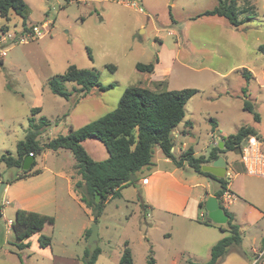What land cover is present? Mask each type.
<instances>
[{
	"label": "rangeland",
	"instance_id": "1",
	"mask_svg": "<svg viewBox=\"0 0 264 264\" xmlns=\"http://www.w3.org/2000/svg\"><path fill=\"white\" fill-rule=\"evenodd\" d=\"M24 1L28 14L26 23L39 25L49 21L51 34L36 42L5 44L0 48L6 52L0 65V102L6 103L4 110L12 117V120L0 122V156L6 151L16 154L15 143L25 139L33 108H41L40 117L44 116L52 123L39 139L45 142L49 138L68 135L71 128L79 129L114 111L129 87L155 92L186 88L199 90L200 93L188 102L185 120L176 132L186 129L185 123L191 122V133L179 140L187 142L200 154L212 149L213 122L221 124V131L215 139L219 148L223 144L222 136L235 134L244 126L254 128L264 140V81L248 82L238 72L227 74L243 61L257 69L264 68V53L253 48L254 44L264 45V0H258L259 17L247 23L253 28L240 36L226 34L228 22L224 18H197L216 8L219 0ZM238 6L244 10L241 9L245 6L243 1ZM24 22L14 13L9 20L0 19V37L1 27L4 26V32L8 29L9 33L16 34ZM156 58L161 65L152 80L161 82L148 83L146 80L150 75L138 71L136 65L153 63ZM71 65L94 70L102 85L112 84L114 87L109 91L93 90L82 98L73 92L77 88L74 83H65V88L73 92L72 97L66 100L54 96L48 85L49 79L64 74ZM207 67L220 73L215 75ZM244 88L246 95L242 92ZM246 98L255 106L260 122L243 110ZM2 141L7 149L2 147ZM67 153L75 162L73 155ZM47 155L46 159L43 155L36 158L39 167H44L45 163L49 165L50 158L47 157L51 154ZM64 160L65 164L69 163L68 158ZM229 160H234V168L242 167L240 158L234 153L229 154ZM0 173L14 180L20 170L0 169ZM74 173L75 183L80 177ZM234 176L235 172H231L227 180L232 183ZM260 179L264 183V179ZM124 190V197L106 203L98 222L93 221L89 226L92 228L97 224L99 228L98 247L102 254L96 264H119L128 238H138L140 225L144 224V218L148 219L138 194L133 192L134 187L129 184ZM8 220L6 216L0 221V247H3L0 264H52L47 253L33 249L20 252L12 247L10 244L14 238ZM64 234L62 227L57 226L47 228L44 235L52 239L54 254L70 258L80 256L81 264H85L83 257L89 249L88 241L67 239V242ZM9 250L14 254L7 255ZM149 256L143 251L137 253L136 264H148ZM183 264H189L188 259Z\"/></svg>",
	"mask_w": 264,
	"mask_h": 264
},
{
	"label": "crops",
	"instance_id": "2",
	"mask_svg": "<svg viewBox=\"0 0 264 264\" xmlns=\"http://www.w3.org/2000/svg\"><path fill=\"white\" fill-rule=\"evenodd\" d=\"M241 1L245 5L244 7L241 6V9H253L257 13V18L259 17L258 0H240L239 3ZM247 23L239 28H234L228 23V25H225L227 26L225 32L227 35L232 34V36L233 34H237L236 36L245 34L250 28H253ZM30 26L33 25L26 23L22 29ZM238 44L242 48L244 47L243 44ZM260 46L254 44L253 48L257 50ZM4 57H6V54L3 56L2 61H4ZM160 65L159 60L155 71L148 73L150 75L146 80L148 83L161 82L152 80V76H155L159 71ZM206 69L215 75L220 73L215 68L207 67ZM244 69L250 72V80H255L258 83L259 80L264 81V68L257 69V67L245 61L234 65L227 74L238 72L243 77ZM5 104L0 102V122L12 120L8 112L4 110ZM41 112L35 116L36 119H39ZM213 124L212 133L210 134L213 139L211 150L200 154L187 142L179 140L181 136H188L191 133L190 129L193 127L185 126L186 129L182 131L177 133L175 129L173 132V154L179 157L187 150L192 149L194 157H208L211 151L218 147V142L215 139L216 134L221 131L220 123L213 122ZM259 137L262 138L261 135ZM223 138L226 137L222 136ZM18 143V141L15 143L16 147ZM1 145L4 149H7L4 141ZM82 146L95 161H104L109 158L106 147L99 140H86L82 143ZM67 152L69 151L60 150L43 153L45 159L48 156L47 154H51V157H47L50 158L49 165L45 163L44 167H39L37 164L34 170L41 171L37 176L13 181L5 178L0 173V186L4 182L7 184L0 202V221L8 216V228L10 227V230L17 210L22 209L54 218V225H48L42 234H45L47 228L60 226L66 233L64 234L66 240L69 239L73 242L85 240V232L94 220L89 210L85 208L74 193L73 179L76 162H72ZM230 153L234 152H228L220 156L227 158V169L235 172L234 181L229 182L228 190L235 194L236 201L228 212L234 216L235 223L239 225L243 240L240 246L231 247L219 264H227L229 261L232 264H253L255 251L264 249V183H262L263 181L260 182L261 177L246 175L243 166L234 168L232 162L235 159L229 160ZM238 157L239 155H237ZM64 158H68V164H65ZM4 168L8 169L4 164L0 165L1 170L5 171ZM144 180H147L146 184H143ZM130 185L134 187V194H138L142 209L146 212L145 216L148 217V219L144 218V224L140 225L138 238H128L126 242L133 255V264H136V254L142 251L146 256L152 253L156 264H183L186 259H188V263L205 264L211 259L212 247L222 238L228 236L227 232H222L217 227L219 225H205L199 219L200 213L206 211L205 206L202 208L201 205L206 204L208 198L215 197L220 185L207 177L196 174L187 165L177 167L170 159L165 157L159 147L155 148L153 164L137 173ZM125 187L121 190L120 198H123L126 193L127 189L124 190ZM111 200L109 198L107 203ZM12 235L14 241L10 245L16 249L13 232ZM38 238L39 234L34 235L29 240L31 245L29 249H33L35 252L47 253L52 264H81L82 257L80 256L70 258L54 254L52 244L48 248H40ZM32 239H35L34 243H32ZM63 247H68V245L63 244ZM2 250L3 247H0V256ZM123 251L124 249L120 254L119 262ZM6 254H14V252L9 250Z\"/></svg>",
	"mask_w": 264,
	"mask_h": 264
},
{
	"label": "trees",
	"instance_id": "3",
	"mask_svg": "<svg viewBox=\"0 0 264 264\" xmlns=\"http://www.w3.org/2000/svg\"><path fill=\"white\" fill-rule=\"evenodd\" d=\"M141 1V0H140ZM240 0H219L218 6L213 10L205 11L200 17L224 18L234 28H239L246 22L257 18L253 9L240 10ZM22 18L26 25L28 19L27 5L24 0H0V19L9 20L11 14ZM246 14L243 19L240 17ZM4 27L1 28V31ZM259 52H264V45L259 47ZM159 59L150 64L138 63L136 68L143 73H153ZM3 61L0 59V65ZM110 70L112 67L108 66ZM243 78L249 82L251 74L244 69ZM65 83H74L77 92L82 98L88 96L93 90L109 91L114 86H104L99 81V76L94 70L79 69L75 65L68 67L62 75L51 78L48 82L51 92L61 98L69 100L73 92L65 88ZM246 95L247 90H242ZM200 93L194 88L182 90H171L155 92L142 87H129L125 90L120 99L118 107L105 116L90 122L89 124L70 130L68 135H59L56 138L41 142L39 139L48 131L52 123L42 116L36 119L35 116L41 112L40 108L31 110V117L28 118V128L24 140L17 144L16 154L10 151L0 156V165L4 164L8 169H19L22 171L13 181L23 180L41 173L34 170L37 166L36 158L46 151L57 152L66 150L71 152L75 159L74 170L80 180L73 182L74 193L80 202L89 210L94 222L97 223L103 214L106 203L111 199L120 198L121 190L131 184L137 173L153 164L154 151L159 147L166 158L170 159L177 167L185 164L196 174L207 177L220 185L216 198L228 190L229 181L227 178H217L202 171V166L217 160L221 155L228 152L240 154L242 143L251 136H259L258 132L249 126L241 127L237 133L222 139L223 149L214 148L208 157H194L192 149L176 157L172 149L174 147V130L183 123L186 116L188 102ZM243 110L254 115L256 122H260V115L255 106L246 98L243 102ZM186 127H192L191 122L185 123ZM89 139L99 140L106 147L109 158L104 161L93 160L82 143ZM35 157L32 167L28 171L23 170V164L29 155ZM74 180V179H73ZM100 196L99 203H96V196ZM205 203L201 205L203 208ZM229 217L225 226H217L209 221H201L205 225L217 226L228 236L222 238L211 249V259L205 264H219L229 252L231 247L242 244V232L235 223L234 216L225 210ZM54 218L42 214L19 209L11 224V230L15 237V247L23 251L31 247L29 240L39 234L38 243L40 248H48L52 244L49 236L42 234L48 225H54ZM92 229L85 232V240L88 241ZM101 254L97 247L94 254L86 250L83 261L85 264H96ZM19 257H21L19 255ZM21 259V258H20ZM119 264H133V255L125 245ZM148 264H156L149 256ZM189 264H196L189 262Z\"/></svg>",
	"mask_w": 264,
	"mask_h": 264
},
{
	"label": "built area",
	"instance_id": "4",
	"mask_svg": "<svg viewBox=\"0 0 264 264\" xmlns=\"http://www.w3.org/2000/svg\"><path fill=\"white\" fill-rule=\"evenodd\" d=\"M51 34V23L45 21L39 25H33L22 29L19 33L11 34L8 31L2 32L0 37V48L5 44H28L36 42L46 35ZM1 56H4L6 52L0 49ZM240 163L243 166L244 173L249 176L261 177L264 179V140L259 136H251L246 139L240 148ZM231 176V171L227 169L226 177ZM147 180L143 181L146 184ZM218 201L225 211L235 203L236 196L230 190H226ZM208 218L206 211L200 213L199 219L203 222ZM264 264V249L255 251L254 263Z\"/></svg>",
	"mask_w": 264,
	"mask_h": 264
},
{
	"label": "water",
	"instance_id": "5",
	"mask_svg": "<svg viewBox=\"0 0 264 264\" xmlns=\"http://www.w3.org/2000/svg\"><path fill=\"white\" fill-rule=\"evenodd\" d=\"M222 149L223 144L220 145ZM35 161V157L31 154L24 160L23 170L28 171L31 169L33 162ZM202 171L205 173H209L217 178H225L227 173V158L219 157L215 160L211 165H203ZM7 184L4 182L0 186V202L3 195L4 190L6 189ZM100 196H96V203H99ZM205 210L208 214V219L210 222L219 225L225 226L228 223L229 217L226 215L225 211L222 209L218 198L210 197L206 201ZM92 232L88 239L89 251L91 254H94L99 241V228L97 224H94L91 228Z\"/></svg>",
	"mask_w": 264,
	"mask_h": 264
}]
</instances>
